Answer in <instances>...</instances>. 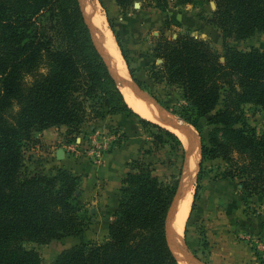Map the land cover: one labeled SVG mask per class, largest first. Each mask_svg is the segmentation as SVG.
<instances>
[{
  "label": "trees",
  "instance_id": "trees-1",
  "mask_svg": "<svg viewBox=\"0 0 264 264\" xmlns=\"http://www.w3.org/2000/svg\"><path fill=\"white\" fill-rule=\"evenodd\" d=\"M116 1L125 9L133 0ZM212 1L216 8L209 23L223 36L222 53L191 34L170 38L161 33L152 47L153 56L162 60L156 75L180 89L189 103L183 106L184 121L203 142L195 201L204 165L216 160L228 164L216 178L240 180L246 194L264 191V131L258 134L251 128L243 111L251 105L264 112V51L239 50L226 41L264 33V0H176L178 5ZM115 28L112 24L127 59L129 49ZM96 97L100 108H121L125 118L118 126L128 134L134 130L129 121L137 116L158 130L153 145L184 150L175 131L140 117L128 105L94 42L79 0H0V264H42L39 253L23 243L73 241L84 231L80 213L86 202L76 193L81 175L60 168L53 174L29 175L23 169L24 147L34 133L55 126H67L70 137L87 121V103ZM144 156L133 158L123 178L118 208L105 224L107 241L74 244L53 264L179 263L166 222L182 169L178 175L169 174L171 181L164 179ZM196 216L201 219L198 211Z\"/></svg>",
  "mask_w": 264,
  "mask_h": 264
},
{
  "label": "rangeland",
  "instance_id": "rangeland-1",
  "mask_svg": "<svg viewBox=\"0 0 264 264\" xmlns=\"http://www.w3.org/2000/svg\"><path fill=\"white\" fill-rule=\"evenodd\" d=\"M85 1L86 0H79L83 16L89 27V23L87 21V12H85L83 8V2ZM134 1L141 4L140 8L135 7V3H133ZM95 2L98 7L97 10L99 9L97 13L99 14V16H101L102 20L104 19L103 23L105 21V26L110 28L113 37L118 45L116 34L111 29V25H115V22L118 20V16H120L119 14H117L118 11L116 12L113 7V4H116L117 1L104 0L105 4H102L100 0H95ZM214 9L215 8L211 2H196L187 5H178L176 0H160V3H158L157 0H133L127 8H121V13H118L126 14L132 13V11L143 13L148 11L149 14L154 15L155 29L153 31H149L145 37L146 39L151 40V48L156 42L155 38H157L161 33H164L170 38H175L178 35L191 34L210 42V44L215 49L222 53L224 47L223 36L216 26L209 23V20L212 17V11ZM176 19H180V21ZM116 30L117 29L115 28V31ZM94 35L95 31H93V36ZM226 41L231 46L239 50L249 51L251 49L257 48L264 51V33L257 32L246 39H237L235 36H232L227 38ZM119 49L121 51L120 47ZM141 56L143 57L142 60L135 63L131 61L130 57L125 59L123 56L129 72L133 73V76L130 73L131 77L141 82L140 89L142 91H145V93L149 94L150 97L159 102L163 106V108L171 113L178 121H181L186 125L187 123L186 121H184V118L187 117V110L186 108H183V106L188 107L189 103L181 96L180 89L168 84L165 80L159 78L156 75L162 60H157L153 56L152 50L147 54H141ZM154 65L155 67H153ZM108 87L112 88L110 84H108ZM100 100H98V97L90 99L87 103L89 116L87 118V121H85L81 126V129L72 132L70 137L66 135V132L63 133L62 137H64V139L55 144L56 147H61L62 149L68 151L69 158L71 159V164L78 163V161L82 160L89 161L93 164L99 163L100 160L96 156L92 157L88 154L89 156H87V158L83 157L82 150L87 144H92L94 148L97 147L98 144H100L102 146V148H100L102 156L105 153L118 150V148H123L131 152H139L138 156H144V152L148 150L151 152V154L147 155L146 157L144 156L145 159L144 157H141V160L144 159V162L146 163L147 161L150 162L153 168L157 170L158 174L162 178L171 181V179L169 178L170 173H174L176 175L179 174V170L182 169V164L184 162L185 142L182 141L184 147L183 151L173 149L170 145H153L152 140L153 137L157 134L158 130L150 125H146L140 122V119L137 116L131 117L129 124L134 130H131L130 134H128L123 127L118 126V123L125 118L120 112L121 108H100ZM222 105L223 101L220 102L219 106L221 107ZM243 111L250 119L251 128L256 127L257 133L261 134L264 131V128L262 126L264 122V112H262V109L256 106L246 105L244 106ZM137 114L140 117L146 119L139 113ZM164 115H166L167 118H171V115ZM167 125L171 124L169 123ZM187 126L193 128V130L196 132L197 141L199 142L200 146L199 152L201 154V146L203 142L201 140L200 134L194 129L193 126L188 124ZM250 126L248 125V127ZM170 129L174 128L171 126ZM43 135H45L43 134V132H36L34 133V138L30 142L26 143L24 147V172L29 175L34 173H42L48 175L55 173V170L60 168L75 174V172L69 166L70 163H68L67 165L58 164L57 166L53 167H50V165L46 164L47 160L49 161L50 157H45L44 154H41V152L44 151V147H47V142ZM218 136L223 138L222 129L218 130ZM91 140H93L95 143H91ZM195 140L196 139H194V144H196ZM71 144H79L80 148L78 151L80 153L70 152L69 146ZM83 144L85 145L82 148L81 146ZM37 147H39L38 151ZM236 158L238 157L236 156ZM63 159L64 158L59 160L63 161ZM200 160H202V156H200L199 161ZM169 162H171L172 165H170ZM129 166L130 168L133 167L132 161L129 163ZM226 168H228V164L222 162L221 160L206 162L200 176V181H198L199 190L198 198L196 199V201L194 197V194L196 192L195 185L197 183L195 175V183L193 182L194 192L192 205L195 201L196 207L192 213L190 211V215L185 222L186 225H184L182 229V246L186 247V249L191 252V254L197 259L198 262L204 264H264V260H262L258 254L254 253V249L252 248L250 243V247L244 246V251L240 253H237L235 251L231 252V243H229V241H226V238H224L223 236V231H221L222 217L224 215L223 213L220 214L219 212L216 218H212L211 221L212 223H214V225H210V220H206V218L202 216L200 220L195 219L197 218V207L205 186L207 174L210 172L215 174H223V171H225ZM197 171L198 167L196 173ZM235 182L240 184V180L238 179L235 180ZM248 195L254 198V200L251 201V197L249 196L244 198L243 201L246 204L244 210H246V213L249 215L248 221H251V219L254 221L255 218H259L262 215V211L264 212V191L258 194ZM248 200H250V203H254L255 205H249L247 202ZM190 210H192V208ZM80 215L84 221L85 228L82 234L79 237H76L75 240L70 241L68 239L62 238L55 240L50 244L25 242L23 243V246L27 249L38 252L41 257L42 264H53L64 250L69 249L74 244H101L107 241L109 234L106 233L102 226L94 225V214L93 211L90 210V207L87 206V204L82 207ZM210 226L212 227V232H215L216 236V242L214 243V245H212V241L209 239V235H207L206 232V227H208L209 231ZM213 226H215V228ZM201 231L204 232V235H202V237L200 235ZM240 233V228L234 229V231L230 230L229 236L233 239L230 242H241L240 244H242L241 238L243 237H240ZM243 236H245V238L246 236H248V239L253 235L251 233H245ZM244 244L247 245V243Z\"/></svg>",
  "mask_w": 264,
  "mask_h": 264
},
{
  "label": "crops",
  "instance_id": "crops-1",
  "mask_svg": "<svg viewBox=\"0 0 264 264\" xmlns=\"http://www.w3.org/2000/svg\"><path fill=\"white\" fill-rule=\"evenodd\" d=\"M113 7L116 12L118 11L121 13V8L119 7V5H117V3H114ZM118 12L117 14H119L120 16H118V20L115 22V27L118 30V33L122 36V39L127 44L131 61L134 63L139 62L143 58L141 54H147L152 50L150 46L151 40H148L145 37L149 31H153L155 29L154 15L149 14L148 11L143 13L132 11V13L126 14H120ZM126 75V77L122 76V78L131 82L132 80L130 78V72L128 68L126 70ZM127 88L130 89L135 96L139 97L135 93V89L133 87V89L129 87ZM142 99H145L147 103L148 101H153L148 97ZM148 105L151 106L150 103H148ZM160 111L162 112V110ZM165 113L173 116L168 111H166ZM173 118L176 119L174 116ZM177 122L180 124L178 120ZM174 129L176 130L177 128ZM183 129L187 133V135H189L188 131H186L185 128ZM66 131L67 126L61 125L59 127L55 126L49 128L47 131L43 132V134H45L43 135V137L46 139L47 147H44V151L41 152V154H44L45 157H50L49 161L47 160L46 163L47 165H50V167L57 166L58 164L67 165L68 163H70L69 166L72 168V170L76 174L81 175V183L76 193L80 195V199L85 201L87 206L90 207V210L93 211V220L95 221L94 225L102 226L106 233L109 234V229L105 224L109 220H112L113 215L118 208L119 195L123 178L125 174L130 170L129 163L135 156H138L139 152H131L123 148H118V150L105 153L99 159V163L93 164L89 161L82 160L78 161V163L71 164V159L69 158V153L67 150L63 149L65 151L63 161L57 158V152L62 148L55 146L57 142L64 139V137H62V134ZM175 133L178 136H180L179 134H182V132H180V130L178 129ZM182 136L183 134L180 136V138L183 141ZM38 150L39 147H37V151ZM247 196L251 197L250 195L243 192L241 184H238L235 181L227 178H216L215 173L210 172L209 177H207L205 180V186L197 207V211L200 213V217L202 216L206 218V220H210V225H214L211 220L212 218H216L219 212L220 214H224L222 217L221 231H223V236L224 238H226V241H229V243H231V252L235 251L237 253H240L244 251V246L250 247L249 238L247 239L248 236H246V238L245 236H243L245 233H251L253 236H259L262 234L264 235V212L262 211V215L259 218H255L254 221L252 219L251 221H248L249 215L246 213V210H244L246 204L243 201V199ZM250 200L252 201L254 200V198L251 197ZM250 200L247 201L248 204L255 205L254 203H250ZM213 227L215 228V226ZM237 228H240L242 233H240V237H243L241 238L242 244H240L241 242H230L233 239L230 238L229 231H234V229ZM206 232L207 235H209V239L212 241V245H214V243L216 242V236L215 232H212V227L210 226L209 231L208 227H206ZM244 243H247V245H245ZM186 251L189 253V259L191 261H196L193 258L191 252L188 251V249H186ZM180 261L181 260L178 257L179 264ZM197 264L202 263L198 262Z\"/></svg>",
  "mask_w": 264,
  "mask_h": 264
},
{
  "label": "bare ground",
  "instance_id": "bare-ground-1",
  "mask_svg": "<svg viewBox=\"0 0 264 264\" xmlns=\"http://www.w3.org/2000/svg\"><path fill=\"white\" fill-rule=\"evenodd\" d=\"M83 8L85 12H87L88 17L86 15L85 16L87 17V20L92 30L95 31L94 38L98 44V47L102 51L105 60H107V62L109 61L108 62L109 68L111 69L112 74L117 79L118 86L123 92L124 98L126 102L128 103V105L134 111H136L137 113H139L140 115H142L148 120L157 122L169 129L172 126L173 128H177L178 130H180V132H182L183 134L182 137H183V141L185 142V145L192 148L191 155L193 156V154H195V156H193L194 158H192V161H191L193 172L192 174L188 176L190 187L187 193H185V195L183 196L181 200V205L178 207L175 217L172 220L171 226L169 228L168 236H169V243H170L172 250L181 260L180 264H197L198 263L197 261H191L189 259V255H188L189 253L186 251V247L182 246V241H183L182 240V229L184 225H186L185 222L187 221L189 213H190V209H191V205L193 201V192H194L193 182H194V177L197 174L196 170H197L199 159L201 156L199 152L200 146H199V142L197 141L196 132L193 130V128L185 126L183 123L180 122V124L183 125L181 126L177 122V120L173 118V116H171V118H167V116L164 115V114H168V113H165L167 110L159 106L156 102L148 101V103H150L151 105L149 106L146 100L142 99V98H147V97L142 95L139 92V90L135 88L134 83L132 81L130 82L122 78V76L123 77L127 76L126 75L127 65L113 37V34L110 28L105 26L104 24L105 21L103 23L104 19L102 20L101 16H99V14L97 13L99 9L97 10L98 7H97L95 0H89V1L86 0L85 2H83ZM118 77L122 78L123 82L119 80ZM126 86L129 88L133 87L135 89V93L139 97H142V98L135 96L134 93L130 89H128ZM157 108L159 110H162V113L164 114H162ZM168 122L171 125H167L169 124ZM183 128H185V130L188 131L189 135H187V133L184 131ZM171 130L176 132L175 129H171ZM182 134H179V135L181 136ZM194 139H196L195 140L196 144H194Z\"/></svg>",
  "mask_w": 264,
  "mask_h": 264
},
{
  "label": "water",
  "instance_id": "water-1",
  "mask_svg": "<svg viewBox=\"0 0 264 264\" xmlns=\"http://www.w3.org/2000/svg\"><path fill=\"white\" fill-rule=\"evenodd\" d=\"M212 4H213V6H214V8H216V4H215V2L214 1H212L211 2ZM135 7L136 8H140V6H141V4L139 3V2H135ZM88 21V20H87ZM89 23V22H88ZM89 27H90V30H91V32H92V36H93V31H92V28H91V26H90V24H89ZM93 39H94V42H95V44H96V46H97V48H98V50H99V52L101 53V55L103 56V53H102V51L100 50V48L98 47V44H97V42H96V40H95V38H94V36H93ZM103 58H104V56H103ZM104 60H105V58H104ZM105 62H106V64H107V66H108V68H109V65H108V62H107V60H105ZM109 70H110V68H109ZM110 73H111V75H112V77H113V79L115 80V82L117 83V85H118V82H117V79L115 78V76L112 74V71L110 70ZM119 78V80H121L122 82H123V79L122 78H120V77H118ZM130 78H131V80H132V82L134 83V85H135V88L136 89H138L139 90V92L142 94V95H144V96H146V97H148V98H150L151 100H153L154 102H156L159 106H161V107H163L159 102H157V101H155L152 97H150V95L149 94H147V93H145V91H142L141 89H140V86L135 82V80L131 77V75H130ZM119 87V86H118ZM165 109V108H164ZM179 122H181V121H179ZM182 123V122H181ZM185 125V124H184ZM162 126V125H161ZM185 126H187V124L185 125ZM185 152H184V162H183V164H182V172H181V174L178 176V179H179V185H178V188H177V191H176V195H175V197H174V199H173V202H172V205H171V207H170V210H169V213H168V217H167V222H166V230H167V234H168V232H169V228H170V226H171V223H172V220H173V218L175 217V214H176V212H177V210H178V207L181 205V200H182V198H183V196L185 195V193H187V191H188V189H189V187H190V184H189V180H188V176L190 175V174H192V166H191V161H192V158H194L193 156H195V154H193V156L191 155V151H192V148H190V147H188V146H186L185 145V150H184ZM64 155H65V151L63 150V149H59L58 150V152H57V157L59 158V159H62V158H64ZM200 164H201V160L199 161V164H198V171H197V174H196V180H197V175H198V172H199V167H200ZM195 180V181H196ZM195 183V182H194ZM193 256V255H192ZM193 258L197 261V259L193 256ZM198 262V261H197ZM202 264H204V263H202Z\"/></svg>",
  "mask_w": 264,
  "mask_h": 264
},
{
  "label": "built area",
  "instance_id": "built-area-1",
  "mask_svg": "<svg viewBox=\"0 0 264 264\" xmlns=\"http://www.w3.org/2000/svg\"><path fill=\"white\" fill-rule=\"evenodd\" d=\"M91 143H95L93 140H91ZM85 144H83L81 147L83 148ZM92 144H87L85 146V148L82 150V156L86 157L87 156H92V157H98L99 159L102 157V153L100 151V148H102V146L100 144H98L97 147L94 148V146H92ZM91 147V148H90ZM80 148V145H76V144H71L69 146V151L73 152V153H78ZM80 153V152H79ZM89 154V155H88ZM249 243L251 244L252 248L254 249V253L258 254L260 256V258L262 260H264V235H259V236H253L251 238H249Z\"/></svg>",
  "mask_w": 264,
  "mask_h": 264
}]
</instances>
